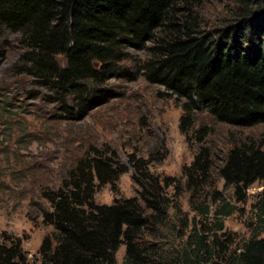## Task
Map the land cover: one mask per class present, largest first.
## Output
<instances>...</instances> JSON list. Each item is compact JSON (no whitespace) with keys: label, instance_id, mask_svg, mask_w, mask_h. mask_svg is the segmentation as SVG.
Masks as SVG:
<instances>
[{"label":"trees","instance_id":"trees-1","mask_svg":"<svg viewBox=\"0 0 264 264\" xmlns=\"http://www.w3.org/2000/svg\"><path fill=\"white\" fill-rule=\"evenodd\" d=\"M197 2L0 0V58L7 36L15 35L19 73L53 95L69 117L83 120L113 96L110 80H135V73L120 66L125 50L149 44L136 73L180 104V134L203 145L212 127H196L197 112L239 128L264 124V1L255 10L242 0V8L210 30L202 28L194 13ZM126 163L138 188L133 197L95 204L96 190L107 185L114 190L127 171L114 152L97 151L77 159L60 186L42 192L50 209L43 223L53 231L37 250L39 264H117L120 247L122 264H264V189L253 204L255 232L238 251L229 252V239L215 235L225 236L223 218L233 212L225 205L215 211L199 209L203 219L198 225L183 223L182 247L168 257L143 240L153 226L165 225L170 210L178 219L174 198L181 184L151 174L148 161L130 156ZM211 168L206 146L182 168L190 202L212 188L219 195ZM217 175L241 200L255 182L264 183V149L252 141L235 144ZM168 188L177 193L169 195ZM0 264H31L18 238L0 236Z\"/></svg>","mask_w":264,"mask_h":264},{"label":"rangeland","instance_id":"rangeland-1","mask_svg":"<svg viewBox=\"0 0 264 264\" xmlns=\"http://www.w3.org/2000/svg\"><path fill=\"white\" fill-rule=\"evenodd\" d=\"M246 1L247 6L256 10L264 0ZM241 2L198 0L194 13L203 29L219 28L242 8ZM6 39L7 47L0 58V236L18 238L31 264H39L37 250L53 231L52 226L43 223L42 216L50 209L41 197L42 192L60 186L69 167L95 151L114 152L127 167L114 190L108 185L96 190L97 205L135 196L138 188L132 180L133 169L126 163L130 156L148 161L151 174L181 184L174 198V205L180 209L178 219L170 210L165 225L153 226L151 236L143 240L161 248L166 256L176 255L181 249L183 223L198 225L202 221L199 209L215 211L225 205L231 208L232 214L223 218L225 236L215 233L219 240L229 239V252L238 251L252 236L256 227L253 204L259 199L264 183L255 182L237 200L233 188L223 186L217 171L235 144L252 141L264 149V124L249 128L229 126L214 122L208 113L201 111L195 114L196 127L210 126L212 133L203 145L185 140L178 128L180 104L136 73L149 44L142 49L125 50L127 57L120 66L135 73L134 81L110 80L107 84L113 96L106 104L90 111L83 120L77 115L69 117L53 95L19 73L16 36L9 34ZM202 146L211 150L210 179L219 195H214L212 188L213 192L204 190L190 202L191 193L184 189L181 171ZM166 190L169 195L177 193L172 188ZM213 196H220L221 200L214 202ZM123 256L124 247H120L115 254L117 264H122Z\"/></svg>","mask_w":264,"mask_h":264}]
</instances>
